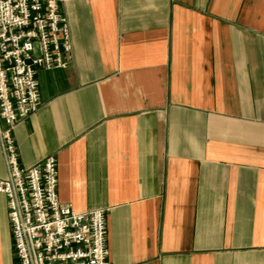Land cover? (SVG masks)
I'll return each mask as SVG.
<instances>
[{"label":"crops","instance_id":"0c3cea01","mask_svg":"<svg viewBox=\"0 0 264 264\" xmlns=\"http://www.w3.org/2000/svg\"><path fill=\"white\" fill-rule=\"evenodd\" d=\"M18 161L105 208L110 264H264V0H63ZM7 175L0 145V178ZM0 264H19L0 193Z\"/></svg>","mask_w":264,"mask_h":264},{"label":"built area","instance_id":"2783aa9c","mask_svg":"<svg viewBox=\"0 0 264 264\" xmlns=\"http://www.w3.org/2000/svg\"><path fill=\"white\" fill-rule=\"evenodd\" d=\"M63 0H0V145L13 249L19 264H110L105 208L60 201L53 155L22 166L15 125L40 107L39 69L65 68L71 38Z\"/></svg>","mask_w":264,"mask_h":264}]
</instances>
